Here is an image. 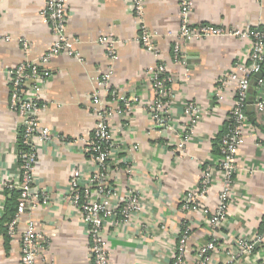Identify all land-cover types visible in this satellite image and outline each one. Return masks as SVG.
Segmentation results:
<instances>
[{"label": "crops", "instance_id": "obj_1", "mask_svg": "<svg viewBox=\"0 0 264 264\" xmlns=\"http://www.w3.org/2000/svg\"><path fill=\"white\" fill-rule=\"evenodd\" d=\"M133 0H68L66 32L80 39L81 59L65 54L51 58L53 77L45 85L41 118L52 139L38 156L35 184L51 195L48 205L28 212L12 238L0 234V264H21V237L26 221H34L43 241L37 264H93L90 237L81 213L69 198L73 167L84 177L95 165L84 149L94 132L97 116L92 94L97 81L109 75L112 90L135 104L130 117L111 118L116 150L111 156L110 182L118 195L138 192L140 209L127 222L106 224L110 264H174L183 223L191 227L187 262L197 264V249L208 242L213 230L207 215L219 201L222 185L218 172L202 200L200 211L183 208V198L202 175L206 163H215L214 141L222 131L236 97V85L221 80L238 64L248 65L251 42L220 35L182 43L185 62L172 52L173 35L180 27L178 0H145L144 20L155 34L159 57L139 43L138 19ZM194 24H213L226 29L264 26V0H191ZM45 0H0V218L9 198L5 184L19 177L18 140L20 120L10 109L8 71L20 62H37L54 37L42 17ZM117 41L116 58L98 44L101 35ZM28 43L27 50L23 43ZM173 77L175 95L170 127L156 126L147 110L152 101V71L159 62ZM264 72V67H263ZM264 79V77H263ZM249 89L247 120L236 151L237 171L228 212L226 239L208 264H262L260 250L239 257L229 248L237 238L252 239L262 230L264 218V114L254 107L264 98V85ZM104 98L110 100L109 95ZM199 107L190 130L183 113L185 102ZM125 160V162H124ZM133 168L129 174L126 165ZM122 217L118 212V220Z\"/></svg>", "mask_w": 264, "mask_h": 264}, {"label": "built area", "instance_id": "obj_2", "mask_svg": "<svg viewBox=\"0 0 264 264\" xmlns=\"http://www.w3.org/2000/svg\"><path fill=\"white\" fill-rule=\"evenodd\" d=\"M180 5V27L173 35L172 52L174 58L185 62L182 54V43L201 40L212 36L230 35L248 39L251 47L246 64H238L237 69L226 74L221 80L223 85L235 84L236 97L229 112L228 129L221 139V156L215 163H206L202 175L194 187L190 188L183 198V208L189 211H200L202 200L214 184L215 177L221 175L220 197L216 208L207 215V222L213 230L207 243L196 251L197 264H208L211 255L223 245L226 239L228 212L232 200L233 185L237 167L235 164L236 151L242 142L241 132L247 120L249 105V89L258 73L264 67V26H247L242 29H226L213 24H194L191 20V0H178ZM67 4L68 0H45V7L41 14L48 24L54 37L52 46L37 62L28 60L20 62L8 71L10 84V109L20 120V137L28 149L19 151L17 155L19 177L5 184L6 187L21 190L19 205L14 219L9 224L10 235H15L18 224L23 217L41 205H48L51 195L35 184V170L38 156L49 140L52 139L51 129L42 121L41 115L46 108L43 103L45 85L53 77V71L48 68L51 58L65 54L81 59V53L76 45L80 39L71 38L67 32ZM132 13L137 17L139 43L159 57L158 46L155 43V34L144 20L145 0L132 1ZM98 44L105 47L109 56L115 59L118 41L112 35H101ZM27 50L28 43H23ZM109 75H103L97 81V88L92 94V105L96 113L97 122L93 135L87 140L84 149L86 155L95 165L93 175L84 177L82 167H73L69 181V198L71 203L81 213L82 220L90 237V255L93 264H110L106 240V224H120L127 222L131 215L141 206L138 192H128V195H118L117 188L111 180L110 158L116 150L113 140L111 118L113 115L130 117L135 106L129 98L116 90H112L108 81ZM153 99L147 102L150 118L156 126L170 127L172 106L175 95L172 89L173 77L168 73L167 66L161 60L152 71ZM259 86L264 85V79H257ZM109 95L110 100L104 98ZM254 107L260 114H264V98L257 97ZM183 113L188 117L190 125L186 130L195 126L199 116V107L193 101L184 103ZM192 130V129H191ZM125 162V160H124ZM129 174L133 173L131 165H126ZM122 217L118 220L117 214ZM26 227L21 237V264H37V258L42 248L43 237L33 220L26 221ZM191 234V227L183 223L178 238L174 264H188L187 252ZM231 251H236L239 257L253 255L257 249V257L264 264V218L262 230L255 238L244 240L237 238Z\"/></svg>", "mask_w": 264, "mask_h": 264}, {"label": "trees", "instance_id": "obj_3", "mask_svg": "<svg viewBox=\"0 0 264 264\" xmlns=\"http://www.w3.org/2000/svg\"><path fill=\"white\" fill-rule=\"evenodd\" d=\"M228 126H229V122L226 121L222 131L219 133V135L216 137V139L214 141L213 153L218 158H220V156H221V145H220L221 139L224 136V134L226 133ZM23 149L27 150L28 148L23 145L22 139L19 135L18 153H19V151H21ZM113 168L114 167L111 166V169H113ZM202 168H204V166ZM6 190H7V194L9 195V198L7 199V202H6L5 207H4V214L0 218V234H2L6 239H10L13 236L10 235V233H9V224L14 219V217L17 213L18 205H19V198L21 195V190L17 189V188H10V187H7Z\"/></svg>", "mask_w": 264, "mask_h": 264}, {"label": "water", "instance_id": "obj_4", "mask_svg": "<svg viewBox=\"0 0 264 264\" xmlns=\"http://www.w3.org/2000/svg\"><path fill=\"white\" fill-rule=\"evenodd\" d=\"M264 77V72H260L256 75L257 79H262ZM255 85H257V81L255 82Z\"/></svg>", "mask_w": 264, "mask_h": 264}]
</instances>
